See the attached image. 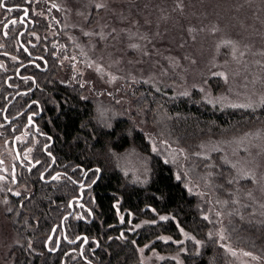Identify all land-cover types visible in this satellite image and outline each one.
Here are the masks:
<instances>
[{"label":"trees","instance_id":"16d2710c","mask_svg":"<svg viewBox=\"0 0 264 264\" xmlns=\"http://www.w3.org/2000/svg\"><path fill=\"white\" fill-rule=\"evenodd\" d=\"M219 1L221 3L213 4L212 0H175L170 11H179L176 2H182L185 12L197 16L222 11L239 14L246 10L248 14H260L264 9V0H254L255 5L251 0ZM195 6L201 10L197 11ZM192 27L187 25L186 29ZM190 37L185 33L183 40L192 45ZM162 45L172 49L174 44ZM42 52L46 53L48 68L35 75L37 86L32 90L35 98L41 102L40 128L54 139V156L61 159V164L67 163V169L75 166L87 171L100 170L98 179L84 194L85 204L94 202V219L89 223L83 222L75 215L81 212L85 214V211L73 207L72 214L64 220L66 238L85 234L88 242L84 251L92 264H143L141 253L149 254L151 251L155 255H167L159 264H232L229 251L217 241L212 223L213 212L206 214L209 211L208 202L185 186L184 178L176 172L179 157L176 156L175 161L172 153L180 155L179 149L186 154L187 151L192 153L197 150L199 138L206 136L201 133H215L219 131L218 127L231 128L238 123L244 125L242 120L252 115L235 111V108H212L202 101L196 88L188 95L172 96L170 92L155 90L144 80L127 82L130 87H138L137 93L128 94L126 104L123 107L118 104L116 110L108 99L93 97L94 100H86L87 91L78 80L74 81L72 87L61 84L57 59L52 57L49 50ZM186 52L189 55L190 49H186ZM11 66L9 62V69ZM4 77L0 65V109L10 91L25 88L22 81H15L17 89L9 88ZM100 106H103L104 115H99ZM123 108L124 113L119 114ZM258 113L264 119V109ZM154 124L158 125L155 128L163 134L166 143L151 148L153 134L149 128ZM132 149L145 159L147 165L145 174L136 175L138 177L134 176L133 171H125L119 164L121 154ZM192 156L198 158L194 153ZM210 165L203 174L200 186L212 195L229 198V192H233V187L241 186L242 179L236 183L232 179L231 169L222 162ZM39 171L38 165L22 175L23 189H28L29 194L18 208L14 203L18 210L16 222L22 224L19 227L21 242L11 248L9 260L13 264H76L73 263L79 260L76 246L71 247L74 253L67 255L70 245L64 241L61 240L57 249L54 238L52 242L49 241L53 251H49L45 241L54 225L57 226L55 234L60 232L61 218L70 211L68 202L76 195L77 187L67 180L65 184L55 186L53 181L46 183L40 179ZM87 193L90 194L88 198ZM117 201H120L119 209L126 212L123 217L125 230L122 232L114 226L119 220L115 207ZM240 212L252 218L241 223L231 217L228 225L235 234L237 230L244 229L248 241L244 245L264 258V220L256 221L257 217L249 214L246 208H241ZM6 215L8 218L14 216L11 212ZM160 216L169 219L162 221ZM161 237L170 239L165 241Z\"/></svg>","mask_w":264,"mask_h":264},{"label":"rangeland","instance_id":"374dc122","mask_svg":"<svg viewBox=\"0 0 264 264\" xmlns=\"http://www.w3.org/2000/svg\"><path fill=\"white\" fill-rule=\"evenodd\" d=\"M223 1L225 3V0ZM251 1L255 5V1ZM41 3L43 11L48 12L61 11L60 8L64 7L67 23L72 24V20L78 17L79 27L84 28L80 33L88 36L87 44L78 52H52L53 57L57 54L61 61H66L58 68L61 74L59 82L72 87L74 81L78 80L81 87H85L87 91L86 100L99 97L108 99L113 109L118 107V104L123 107L128 100V94L137 93L138 90L137 86L130 87L127 82L144 80L155 90L170 92L172 96L188 95L196 88L202 101L212 108H235V111L252 115L242 120L244 125L238 123L231 128L218 127L219 131L215 133H201L206 136L199 138L197 150L192 152L198 158H191L192 153L187 151L186 154L181 149L180 155L172 153V156L175 161L176 156L179 157L176 172L184 178L185 186L208 202L209 211L206 214L213 212L212 223L217 241L229 251L231 263L264 264V258L260 254H255L244 245L248 243L244 229L237 230L235 234L228 225L231 217L241 223L252 218L240 212L241 208L249 210V214L257 217L256 221L264 220V119L258 113L264 109V9L260 14H248L246 10L238 12L239 14L222 11L197 16L185 12L182 2H176L178 12L170 11L175 0H41ZM212 3L221 2L212 0ZM97 5L103 7L98 8ZM39 6H36L35 12H39ZM196 9L201 10L197 7ZM2 14L0 8V62L4 61L3 50L10 48L9 42L2 38V26L8 14L6 13L4 18ZM213 18L216 20L213 21ZM187 25L193 27L187 30ZM18 26V23H15L8 27L6 32L16 36ZM185 33L191 36L189 40L193 42L192 45L183 40ZM29 36L35 35L30 33ZM164 43L174 45L170 49L162 45ZM186 49H190L189 55ZM11 51L15 55L18 54L16 49L11 48ZM10 83L13 89L18 88L15 82ZM102 108L103 106L98 108L99 115H104ZM122 110L119 114L124 113V108ZM150 126H153L149 128L153 134L150 139L151 148L164 145L166 139L155 128L158 125ZM22 131L23 128L15 131H11L10 127L4 129L0 109V176L5 177L0 180V264H13V261L9 260V252L21 242L19 227L22 224L16 222L18 210L15 209L14 203L18 208L19 203H23L25 196L29 194L28 189H23L22 175L27 173V169L39 165V175L41 173L44 179H48L44 180L46 183L53 181L54 186L65 184L63 176H73L82 182H85L86 178V182L91 184L98 175L96 170L87 171L75 166L67 169V163L61 164V159L56 157L52 169L46 171L50 158L43 155L37 157L33 153H28L27 159L40 160L39 163L25 162L22 165L24 170L13 169L16 164L11 144L13 136L16 135V143L22 145L24 142L26 155L29 149L33 150L38 139L36 136H17ZM45 142L46 140L41 138L40 150ZM49 151L53 153V148ZM205 160L207 162H204ZM213 162L226 164L231 169L232 179L236 183H240V179L243 181L238 188H232L233 192H229V198L212 195L200 186L204 179L203 174H206ZM119 164L128 173L133 171L134 176L145 174L147 170L145 159L140 158L133 149L121 154ZM55 170L62 171L51 175ZM55 174H60L58 180L51 179ZM14 192H20L21 195L15 196ZM89 196L87 193L86 197ZM85 205L91 215L85 211L86 215L81 212L75 217L94 219V202ZM115 207L119 220L114 226L122 232L125 229L121 216L124 217L126 212L119 209L120 201L116 202ZM9 212L14 216L8 218L6 214ZM28 228L25 227L26 230ZM52 247L53 245L49 244V249ZM166 257L167 255H155L154 251L149 254L142 252L140 255L143 264H159Z\"/></svg>","mask_w":264,"mask_h":264},{"label":"flooded vegetation","instance_id":"af4514ba","mask_svg":"<svg viewBox=\"0 0 264 264\" xmlns=\"http://www.w3.org/2000/svg\"><path fill=\"white\" fill-rule=\"evenodd\" d=\"M3 3L5 4V8H1V11L3 12L2 17L4 18L6 13L8 16L5 17L3 22L2 38L9 42L10 48L8 50H3L2 53V57L5 61L4 63V61L1 60V63L4 64H1L2 74H5L4 81L9 86V88H13L12 84L10 83L11 81H22L25 84V88L12 90L6 95V102H4V105L1 109V119L4 124V129L10 127L11 131H15L23 128V131L18 133L17 136H21L22 138L36 136L39 139V142L37 139L33 150L31 152L27 151L26 155L24 142L21 143L23 146L20 145V143H16V135L13 136L11 144L16 160V164L13 166V169L22 171L24 170L22 165L25 162H40V160L31 161L25 158L29 154L31 155L33 153L37 157L43 155L44 157L50 158V164L46 166V171H50L55 162L54 154L49 151V149L53 146L54 139L46 132H42L40 128L39 123L42 116L41 102L35 98L32 92L35 86H37V77L35 75L37 73L45 72L48 68V61L45 57L46 53H43L42 50H49L50 54L59 50L66 52H78L79 50H82L87 44L88 36L80 33L84 28L79 27L78 17H75L72 20V24L67 23V13L64 7L60 8L61 11H54V13L52 11H43L41 0H3ZM36 6H39L38 9L41 14L39 12H35V8H37ZM8 8L13 10L7 11ZM13 21L19 25L16 31V36L6 32L8 27L10 28L13 24H15ZM30 33H34L35 36H29ZM11 48L16 49L18 54L15 55L14 52L11 51ZM56 57L53 58L57 59L60 66H63L66 61H61L59 55L57 54ZM9 62L12 63L10 69L8 67ZM86 62H88V60H86ZM17 97L21 98L17 99ZM15 104L16 106L14 107ZM29 117H31V121L29 120ZM49 137H51V139H48ZM41 138L46 140V142L43 144V147L40 150L39 144ZM49 152L51 153V156L48 155ZM59 171L62 170H55V172H52L51 175L57 172L60 173ZM26 172H30L29 169H27ZM39 176L41 179V173ZM70 177L71 178H66L63 176V179L72 182L77 187L76 195L71 198L79 197V191H81V199L73 201L74 208H82L84 211L89 213V209L84 203V194L86 191L91 189L92 185L98 178L96 180L94 179L91 184H88L86 182V178L84 180L85 182H82L77 181L73 176ZM41 180L44 181L48 179L43 178ZM86 186L89 188H85ZM80 205H83V207H80ZM91 220L92 217H89V219H82L83 222L88 223ZM56 231L57 226L55 227L52 236L54 237V241L56 243V249L60 246V242L62 240L70 245V251L67 253V255L74 253L72 248H74V246L77 247L76 250L79 260H77V262L74 260L73 263L92 264V260L88 259V253H85L84 251V247L88 242V238L87 242L84 243L80 249V245L84 240L83 238L86 237L85 234L76 235L75 237L79 236L78 240L74 244H70L67 241H72L75 239V237L67 239L65 236L66 232H64L65 230L61 229L60 232L55 234ZM62 262L64 263V259H62Z\"/></svg>","mask_w":264,"mask_h":264},{"label":"snow or ice","instance_id":"6c2138e0","mask_svg":"<svg viewBox=\"0 0 264 264\" xmlns=\"http://www.w3.org/2000/svg\"><path fill=\"white\" fill-rule=\"evenodd\" d=\"M53 7H55V5H53ZM97 7L99 8V7H103V5H97ZM0 8H5V4L3 3V0H0ZM13 9H11V8H8L7 9V11H12ZM26 11V10H25ZM13 23H15V21H13ZM29 120L31 121V117H29ZM48 139H51V137H49ZM154 151H155V148L153 149ZM31 151V149H29V152ZM48 155L49 156H51V153L49 152L48 153ZM26 159H27V157H25ZM53 162H54V160H53ZM166 163H167V161H165ZM0 163H2V161H0ZM37 163H39V161H37ZM33 167H35V165H33ZM29 171H31V169H29ZM96 171L97 172H99L100 170L99 169H96ZM60 178V175L59 174H57V175H55V176H52L51 177V179L52 180H58ZM5 179V177H3V176H0V180H4ZM41 179H43V176H41ZM177 179H179V176H177ZM16 181H15V176L13 175V183H15ZM74 183H75V181H74ZM81 187H83V186H81ZM9 191H11V189H9ZM13 195H15V196H20L21 194H20V192H14L13 193ZM5 203H6V201H5ZM80 207H83V205H80ZM9 211H11V209H9ZM154 211V210H153ZM89 215H91V212L89 211ZM79 219H83V217H78ZM160 220H162V221H165V220H168L169 219V217H167V216H160V218H159ZM205 219H207V217H205ZM121 222H123V216H121ZM137 227H139V225H137ZM181 231L183 232V229H181ZM186 236H187V234H185ZM123 237V234H121V238ZM190 239H194V238H192V237H189ZM221 238H223V237H221ZM49 239H51V238H49ZM84 239V241H85V243L87 242V237H84L83 238ZM161 239H164L165 241H167L168 239H170V238H165V237H161ZM70 243H75V241H69ZM182 243V242H181ZM196 243L197 244H199L200 242L199 241H196ZM29 247H31V245H29ZM54 249H49V251H53ZM140 251H143V249H141ZM234 254V253H233ZM246 255H250V253H245ZM254 259H256V257H253Z\"/></svg>","mask_w":264,"mask_h":264},{"label":"water","instance_id":"95a60500","mask_svg":"<svg viewBox=\"0 0 264 264\" xmlns=\"http://www.w3.org/2000/svg\"><path fill=\"white\" fill-rule=\"evenodd\" d=\"M7 24V23H6ZM5 24V25H6ZM14 118V117H13ZM13 118H11V119H13ZM11 119H9V120H11ZM14 148H15V145H14ZM100 175V171L98 172V175H97V177H96V179L98 178V176ZM55 176V175H54ZM95 179V180H96ZM85 188H89L88 186H86ZM79 194H80V196L79 197H74V198H71L70 200H69V202H68V205H69V208H70V211L69 212H67L66 214H64L63 215V217L61 218V224H60V226H61V229L62 230H64V220H65V218L66 217H69L71 214H72V211H73V201L74 200H80L81 199V191H79ZM54 229H55V226H53L52 227V229H51V232H50V234H49V237L47 238V240L45 241V245L47 246L48 245V243H49V241H50V239L49 238H52V236H53V232H54ZM78 238H79V236L78 237H76L74 240H72V241H77L78 240ZM68 243H70L69 241H67ZM85 243V241L83 240V242L81 243V245H80V249H81V247H82V245ZM70 244H74V243H70Z\"/></svg>","mask_w":264,"mask_h":264}]
</instances>
